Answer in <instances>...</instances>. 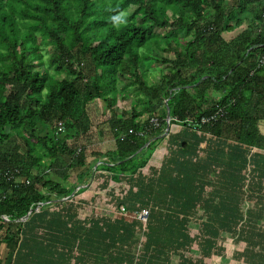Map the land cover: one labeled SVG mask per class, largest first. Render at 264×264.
Segmentation results:
<instances>
[{
  "label": "trees",
  "instance_id": "obj_1",
  "mask_svg": "<svg viewBox=\"0 0 264 264\" xmlns=\"http://www.w3.org/2000/svg\"><path fill=\"white\" fill-rule=\"evenodd\" d=\"M237 27L231 38L223 36ZM151 47L173 55L156 57ZM159 64L164 66L159 79L149 81L148 73ZM208 90L215 96L208 97ZM118 100L126 101L129 110L118 107ZM166 107L169 124L195 133V147L208 143L196 130L219 143L231 139L243 145L250 167L258 153L252 149L264 151V0H0V246L8 248L0 264L9 263L12 252L31 236L32 224L42 222L44 208L55 200L80 205L70 194L78 186V191L86 188L84 177L93 160L128 185L125 194L113 198L118 206L148 211L143 232L148 235L150 224L166 222L150 212L166 203L158 196L169 192L166 205L174 207L177 190H191L181 183L182 164L173 156L162 186L161 167L149 166L148 175L141 170L164 138ZM212 114L217 115L209 122L200 121ZM153 117L159 119L156 127L150 123ZM58 122L63 131L57 130ZM103 128L112 135L108 150L103 147L109 144L101 142ZM167 143L176 146L170 134ZM179 148L193 149L187 142ZM62 157L68 162L60 179L80 169L73 186H64L54 172ZM201 160L211 163L213 156ZM200 174L203 190L210 183L204 179L207 172ZM223 189L238 212L243 183ZM187 201L191 206L192 199ZM167 217L172 222L177 216ZM140 223L137 218H119L112 226L93 222L82 248L88 256L96 250L113 253L104 264H137L142 254L146 264H156L158 237H147L140 253L131 252ZM258 255L264 264V246Z\"/></svg>",
  "mask_w": 264,
  "mask_h": 264
},
{
  "label": "crops",
  "instance_id": "obj_2",
  "mask_svg": "<svg viewBox=\"0 0 264 264\" xmlns=\"http://www.w3.org/2000/svg\"><path fill=\"white\" fill-rule=\"evenodd\" d=\"M206 95L212 97L215 96V92L208 90ZM119 101H117L118 107L129 110V104L121 106ZM159 109L160 106H156L155 110L158 113ZM103 130L101 142H103L102 145L104 143L109 144L105 145L107 149L103 147V149L108 150L112 145L108 143L112 139V135L108 129L103 128ZM168 134L176 140V146L172 148L167 143ZM196 134H204L208 138V143L203 142L195 147L192 142L195 133L192 132V129L183 128L179 124H169L168 131L163 132L164 138L157 142L146 165L141 168L142 172L148 175L149 166L158 170L161 167L157 178L159 186H162L168 182L164 173L169 166V158L173 156L177 164H182L181 183L190 185L191 190H182L180 193L177 190L175 193L176 206L174 207L166 205L172 197L169 192H163L158 196L166 203L158 208L154 207L150 212L166 217L164 218L166 222L160 221L150 224L148 235L147 231L143 232L145 226L142 228V224H138L136 226L137 231L132 237L135 243L131 252L140 253L147 237H150L151 240L158 237L156 241L161 247L156 264H248L245 257L247 248L260 247L262 253L264 246L263 208L255 209L253 203H250L251 196L247 195L248 191L243 194L244 202L242 200L237 212L232 210L229 196L225 190L218 191L214 188L210 190L207 187H204L203 190L200 189L201 179H203L200 178L203 175L200 174L201 171L207 172L206 176V173L204 174L206 178L212 177L210 175L211 170H214L212 168L216 166V161L221 158H223L222 164L217 165L221 168H218L219 174L224 167L227 169L237 168L233 171L240 178V181L237 179V182L242 183L241 174L242 172L246 174L245 166H249L246 159H243V145L235 143L231 139L219 143L218 138L200 130H196ZM189 140L192 143H189ZM181 142L191 144L192 152L180 150L179 144ZM169 150L176 152L175 154L174 152L169 153ZM252 151H258V153L250 164L248 175L253 181L250 191L255 190L257 194L258 190L263 191L264 186V159L258 155L259 153L264 154V151L255 148ZM206 155L208 158L213 156L211 163L201 160L205 159ZM99 165H101L100 160L91 161L88 173L84 177L87 183L86 188L78 191L80 187L78 186L70 194V199L73 198V202L80 205L70 207L66 202H60L58 205L59 201L55 200V203L53 202L48 208H44L47 214L40 218L42 222L32 224L31 236H27L28 239L15 249V253L12 252L10 262L6 264H73L76 261L82 262L81 264H91L92 261L96 262L94 264H104L107 259L112 258L113 253L105 256L97 250L94 255L88 256L82 248L89 241V237L85 236V231L93 222L99 226L104 223V226H112L114 221L119 218L131 222L136 220L138 212L121 210L120 206L113 201V198L125 194L128 185L121 178L117 179L118 176L112 177V173L100 168ZM79 171L80 169H77L73 177L70 175L67 179H60L59 181L66 187L73 186L77 183L75 175ZM231 173L225 170L222 180L229 179ZM106 176H109V180L104 186L103 180ZM153 195L156 196V194ZM92 197L95 199L94 202H90ZM188 199H192L191 206H187ZM81 200L89 203L81 206ZM245 212L247 213L246 220L243 221V213ZM232 213L237 215L234 221H232ZM173 214H176L177 217L171 222L172 218L167 216ZM261 215L262 218L257 219ZM77 228H81V230L78 232ZM153 229L158 230L159 233H151ZM93 238L97 242L98 238L92 237L91 239ZM72 246H79V252L72 250ZM7 250L8 248L4 244L0 246V255L3 258L6 256ZM257 251L253 250V253H257ZM144 256L143 254L140 256L137 264H146V257L144 258Z\"/></svg>",
  "mask_w": 264,
  "mask_h": 264
},
{
  "label": "rangeland",
  "instance_id": "obj_3",
  "mask_svg": "<svg viewBox=\"0 0 264 264\" xmlns=\"http://www.w3.org/2000/svg\"><path fill=\"white\" fill-rule=\"evenodd\" d=\"M242 26H243V24L241 25V27ZM241 27H237L234 31H231V32H224L223 36L225 38H231L232 36H234L241 29ZM157 31L161 32V30H157ZM150 50H152V52L154 54H156L155 55L156 57H159L160 55H165V56L168 55L170 57V56L173 55L170 52H161V51H157L156 52V50H160V49H157L156 47H151ZM158 66L160 67L159 69H158V67L152 68L150 70V72L148 73V80L149 81L156 82L159 79L160 72L163 70L164 66H162L161 64H159ZM119 104L121 106H124V105H126V102L119 101ZM159 110H160L159 112H161V106H160ZM59 160H60V163L62 165L60 166L57 163L56 166L54 167L55 168L54 172L57 175V178L60 179V175L65 171V168L63 167V165H65L68 161H67V159L65 157H62ZM222 160H223V158H221L220 160L216 161V165L222 164V162H221ZM218 168L221 169L220 167H218ZM233 169L235 170L237 168H228L227 169V167H224V169L222 170V172L220 174H219L220 170L219 171L217 170L216 172L214 170H212L211 173H210V175L212 176V177H210L211 179L207 178L208 182L210 183L209 186L206 185L207 189L209 188L211 190L212 188H214V189H217L218 191L219 190L221 191V190H224L223 188L228 187V186H229V188H231V186L236 181H238V180L240 181L239 176L237 174H235ZM225 170H227L228 173L229 172L230 173L232 172V173H231V175L229 174V179H226V181H223L222 179H223V174H224ZM245 170H246V174H243V172L241 174V180H242V183H243V194H245L248 191L247 195L251 196V202L250 203H253L255 209L260 210V208H263V211H264V190L262 192L258 190L257 194L255 193V190L254 191H250V189L252 187V183H253V181H251V179H250V177L248 175L250 167L246 165L245 166ZM52 172H49V173H52ZM49 176H50V174H49ZM73 176H74V172L71 174V177H73ZM204 179H206V177H204ZM207 179L205 180L206 183H208ZM228 181H229L230 185H227ZM263 182H264V180H263ZM259 183H260V180H259ZM257 185H259V184L257 183ZM263 188H264V186H263ZM259 196L262 197L263 203L260 201ZM243 202H244V200H243ZM220 203H222V200H220ZM248 212L250 213V211H248ZM246 214H247L246 212L243 213V221L246 220V218H245ZM248 218L250 219L249 215H248ZM260 218H262V215L259 218H257V219H260ZM253 250H258V251H257V253H253ZM260 253H261L260 247H258V248H255V247L247 248L245 257L247 258L249 263L251 262V264H259L260 255H258V254H260Z\"/></svg>",
  "mask_w": 264,
  "mask_h": 264
},
{
  "label": "built area",
  "instance_id": "obj_4",
  "mask_svg": "<svg viewBox=\"0 0 264 264\" xmlns=\"http://www.w3.org/2000/svg\"><path fill=\"white\" fill-rule=\"evenodd\" d=\"M217 114H212L211 116H207V117H202L201 118V122H209L211 119H214L216 117ZM150 123L153 127H156L159 123V119L158 117H153L150 119ZM57 130L58 131H63V124L62 122H58L57 124ZM139 135L143 134V130H140L138 132ZM28 183V181H27ZM121 210H124L123 206H120ZM136 218L141 222L142 224V228H144L145 222L148 219V211L146 209L141 210L137 215ZM144 230V229H143Z\"/></svg>",
  "mask_w": 264,
  "mask_h": 264
},
{
  "label": "water",
  "instance_id": "obj_5",
  "mask_svg": "<svg viewBox=\"0 0 264 264\" xmlns=\"http://www.w3.org/2000/svg\"><path fill=\"white\" fill-rule=\"evenodd\" d=\"M168 117H169V111H168V108L166 107V120H167V123H166V126H165V129H164V133H166L169 129V123H168ZM149 142H146L144 144V146H146Z\"/></svg>",
  "mask_w": 264,
  "mask_h": 264
}]
</instances>
